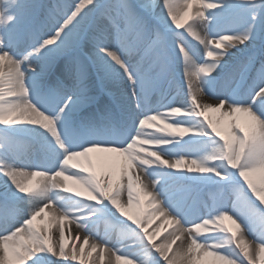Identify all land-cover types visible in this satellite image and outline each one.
<instances>
[{
    "label": "snow or ice",
    "instance_id": "6c2138e0",
    "mask_svg": "<svg viewBox=\"0 0 264 264\" xmlns=\"http://www.w3.org/2000/svg\"><path fill=\"white\" fill-rule=\"evenodd\" d=\"M113 258L264 264V0H0V264Z\"/></svg>",
    "mask_w": 264,
    "mask_h": 264
},
{
    "label": "bare ground",
    "instance_id": "6f19581e",
    "mask_svg": "<svg viewBox=\"0 0 264 264\" xmlns=\"http://www.w3.org/2000/svg\"><path fill=\"white\" fill-rule=\"evenodd\" d=\"M185 19H187V18H185ZM181 22L183 23V20ZM6 68H7V62H6ZM208 115L209 116H212V115L217 116L218 113H208ZM150 130H154V129H150ZM92 155L94 158V163L96 164V171L99 174L100 172L103 171V166H102L101 161L97 159V156L98 155H104V154H92ZM108 155H111V154H108ZM145 183H146V181H145ZM145 199H147V198H145ZM47 211H52V209H49ZM41 218H42V220H40V218H39L37 223L44 224V223L50 222V220H51V217H49V216H42ZM57 227H58V225L52 224L51 230L53 232H55ZM147 227L149 228L150 232L156 233V240L161 241L163 239V237L166 236L165 233L172 230L174 227H176V225L172 224L171 221H168L166 218H160L157 215V217L152 221L151 224L147 225ZM65 228H66V231L68 229H71L73 231V235H75L76 228H75L74 224H71L68 221H66L65 222ZM101 231H103V229H101ZM66 243H67V240H66ZM174 247H175V245H174ZM105 260L107 261V253L105 255ZM98 264H99V262H98ZM113 264H114V258H113Z\"/></svg>",
    "mask_w": 264,
    "mask_h": 264
},
{
    "label": "rangeland",
    "instance_id": "374dc122",
    "mask_svg": "<svg viewBox=\"0 0 264 264\" xmlns=\"http://www.w3.org/2000/svg\"><path fill=\"white\" fill-rule=\"evenodd\" d=\"M212 116H213V115H212ZM40 220H42V218H40ZM170 231H171V230H170ZM168 232H169V231H168ZM168 232H167V233H168ZM167 233H165V234L167 235ZM162 240H163V239H162Z\"/></svg>",
    "mask_w": 264,
    "mask_h": 264
}]
</instances>
